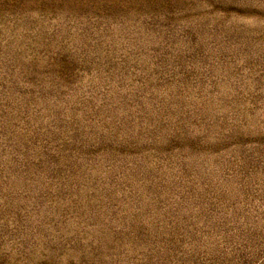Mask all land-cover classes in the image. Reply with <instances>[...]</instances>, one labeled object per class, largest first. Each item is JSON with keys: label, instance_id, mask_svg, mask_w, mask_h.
Listing matches in <instances>:
<instances>
[{"label": "rangeland", "instance_id": "374dc122", "mask_svg": "<svg viewBox=\"0 0 264 264\" xmlns=\"http://www.w3.org/2000/svg\"><path fill=\"white\" fill-rule=\"evenodd\" d=\"M0 264H264V0H0Z\"/></svg>", "mask_w": 264, "mask_h": 264}]
</instances>
